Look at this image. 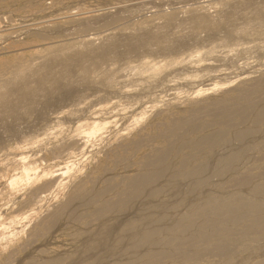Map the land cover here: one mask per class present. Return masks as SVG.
<instances>
[{
    "label": "rangeland",
    "instance_id": "374dc122",
    "mask_svg": "<svg viewBox=\"0 0 264 264\" xmlns=\"http://www.w3.org/2000/svg\"><path fill=\"white\" fill-rule=\"evenodd\" d=\"M0 4V79L8 74L11 66L34 67L28 72L30 76L26 74V80L17 82V86L13 85L7 91L0 90V100L2 94L10 92L0 101V105H4L0 106V141L6 139L30 113L32 118L22 125L28 124L18 140L10 137L14 140L8 141V145L0 144V243L8 235L11 237L10 234L17 240L27 238L33 222L55 203L64 200L72 182L88 175L104 158L105 152L122 137L144 127L149 130L151 124L157 121L156 117L182 110L190 101L217 96L241 81H250L264 73V22H261L264 21V0H18ZM192 10L196 11L197 17L201 15L202 22L206 21L204 25L201 21V24L197 22L199 26L193 23L196 15L188 13ZM108 13L113 16L109 18ZM171 13L179 17L178 22L174 30L172 28L165 34L161 32L164 31V16ZM103 16L106 21L105 18L100 19ZM115 17L119 19L111 22L110 19ZM188 20L195 25L176 29L178 23ZM55 31L58 33L54 34ZM35 75L41 76L37 79ZM32 77L37 80H32ZM211 84L216 86L214 92L194 97L195 90ZM43 90H46L45 93L41 92ZM11 91L16 92L15 96ZM56 95H60L59 98ZM61 98L65 104L60 103ZM71 98L72 103H69L67 100ZM21 100L23 104L19 105ZM32 101L37 103L34 105ZM7 102L10 106H6ZM28 102L31 109L37 107V111L44 112V116L40 115L41 119L36 108L32 111L28 107ZM16 109L19 111L14 113ZM45 109L48 110L45 112ZM22 114L28 115L25 117ZM5 117L9 120L6 121ZM62 117H66L64 121ZM2 123L9 128L3 124V129ZM79 130L85 133L79 135ZM58 142H63L67 149L54 158L53 149ZM231 146L236 148L237 141H233ZM29 165L33 167L30 173H38L39 177L44 174L48 175L47 178L49 175L52 177L54 174L48 173L54 171L61 176L55 177L59 185L51 190L41 212H28L29 217L20 219L16 211L27 186L32 183H20L19 179H24V169ZM14 218L19 224H8ZM14 228L17 233L13 232ZM4 242L3 246L0 244L2 250ZM50 243L47 248L52 254L72 250L71 242L65 236ZM1 249L0 254L4 252Z\"/></svg>",
    "mask_w": 264,
    "mask_h": 264
},
{
    "label": "bare ground",
    "instance_id": "6f19581e",
    "mask_svg": "<svg viewBox=\"0 0 264 264\" xmlns=\"http://www.w3.org/2000/svg\"><path fill=\"white\" fill-rule=\"evenodd\" d=\"M4 1L18 0H0V3ZM173 3L175 5V2ZM188 13L192 16L197 14L194 10ZM200 16H194L193 23L201 21ZM177 17L173 13L165 15L162 27L164 31L161 32L167 34L175 27ZM102 18L105 16L100 19L103 20ZM117 19L119 18L115 17L110 21L116 22ZM190 20L178 23L176 29L190 27L193 24ZM201 23L204 25L206 21ZM197 25L199 26L198 23ZM56 33L58 32L55 31L54 34ZM33 68H22L19 65L9 67L8 74L0 79V90L7 91L17 82L20 83L28 77L26 74ZM45 68L47 69V66ZM50 74L52 76V73ZM63 87L65 89V86ZM31 88L33 89V86ZM215 89L216 86L211 84L207 88L195 90L193 94L198 97L214 92ZM8 93L1 92V99L10 95ZM13 94L15 96L16 92ZM72 98L67 101L72 103ZM16 100L13 102L16 103ZM9 103L6 106H10ZM30 106L31 103L28 107ZM35 108L37 111V107ZM35 108L30 109L33 111ZM47 110L45 109V112ZM18 111L16 109L14 113ZM41 113L38 118L44 112ZM6 114L8 115V112ZM12 114L9 115L12 117ZM30 114L27 119L25 117L28 114H22L25 121L15 126L0 144L8 145L12 138L17 139L28 124L22 125L27 120H32ZM65 118L60 119L64 121ZM155 119L157 121L151 124L149 130L144 127L122 137L105 152L104 158L88 175L72 182L65 199L55 203L33 222L28 229L27 238L17 240L12 234L11 237L8 235L7 239L3 238L5 247L3 250L0 248L4 251L0 254V264H264V73L250 81H241L234 88L217 96L202 101H190L186 108ZM65 121L67 123V120ZM13 123L15 124L12 121ZM32 128L34 129L33 126ZM81 133L85 132L79 130V135ZM233 141L238 143L236 148L231 146ZM20 142L21 140L18 143ZM66 149L63 142L55 144L54 158ZM32 168V165L26 167L24 179H19L20 183H32L27 186L16 211L20 219L29 217L28 212H41L42 204L51 190L57 189L59 185L55 179L61 176L56 175L58 171L48 173L54 174L52 177L49 175L48 179L47 174L39 177L38 173H30ZM13 183L16 184V181ZM8 224L19 223L14 218ZM13 232H16V228ZM64 236L69 238L72 250L52 254L47 248L48 244L51 240ZM3 242L0 243L2 246Z\"/></svg>",
    "mask_w": 264,
    "mask_h": 264
}]
</instances>
